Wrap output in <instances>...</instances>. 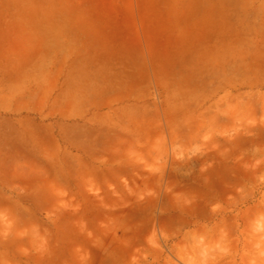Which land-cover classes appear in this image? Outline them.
Instances as JSON below:
<instances>
[{"label":"crops","instance_id":"1","mask_svg":"<svg viewBox=\"0 0 264 264\" xmlns=\"http://www.w3.org/2000/svg\"><path fill=\"white\" fill-rule=\"evenodd\" d=\"M262 94L264 0H0V243L193 184Z\"/></svg>","mask_w":264,"mask_h":264},{"label":"rangeland","instance_id":"2","mask_svg":"<svg viewBox=\"0 0 264 264\" xmlns=\"http://www.w3.org/2000/svg\"><path fill=\"white\" fill-rule=\"evenodd\" d=\"M252 102L247 125L215 142L208 164H177L182 181L208 172L193 184L151 190L131 206L97 197L53 208L30 236L1 240L0 263L264 264V94Z\"/></svg>","mask_w":264,"mask_h":264},{"label":"bare ground","instance_id":"3","mask_svg":"<svg viewBox=\"0 0 264 264\" xmlns=\"http://www.w3.org/2000/svg\"><path fill=\"white\" fill-rule=\"evenodd\" d=\"M248 163H249V162H248ZM248 163H247V164H248ZM247 167H248V166H247Z\"/></svg>","mask_w":264,"mask_h":264}]
</instances>
